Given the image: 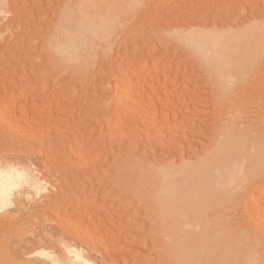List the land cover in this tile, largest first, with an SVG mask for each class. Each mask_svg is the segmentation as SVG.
<instances>
[{"label":"rangeland","instance_id":"obj_1","mask_svg":"<svg viewBox=\"0 0 264 264\" xmlns=\"http://www.w3.org/2000/svg\"><path fill=\"white\" fill-rule=\"evenodd\" d=\"M80 2L0 0V155L14 157L36 181L46 185L43 191L33 186L16 190L10 204L0 207V264H53V260L36 252L46 248L66 255L64 245L77 246L98 264H165L160 245L166 237L159 223L160 213L147 205L157 204V198L149 197L154 190L149 185L155 176L150 166H155L154 159L165 152L168 156L174 146L187 151L209 147L222 130L220 124L233 119L236 106L241 108L237 121L251 125L254 134L264 132V42H258L256 57L260 64L248 63L247 76L222 80L221 74L215 75L218 71L206 64L205 55L174 30H200L195 22L181 25L188 19L213 17L216 13L264 16V0ZM77 4L91 16L96 14L101 19L98 27L103 30L99 48L92 51L93 57L85 58L86 70L62 60L52 44H56L55 35L62 29L60 20L70 13L66 8L77 11ZM100 17L107 19L105 24ZM48 35L54 36L53 40ZM53 53H57L55 57ZM73 67L78 76L76 70L72 72ZM253 71L258 75L250 82L249 72ZM53 81L57 86L51 90ZM128 108L135 112L141 108L135 114L143 115L130 116L132 110ZM255 108L261 109V114L258 110L255 114ZM220 111L227 113L222 116ZM143 168L147 170L144 174ZM139 171L144 177L138 181ZM246 194L248 198L242 194L238 202L232 201L237 206L229 203V220L237 224L251 218L262 222L256 211L259 219L252 215L255 203ZM245 200L252 203L243 205ZM153 237L159 240L155 242Z\"/></svg>","mask_w":264,"mask_h":264},{"label":"bare ground","instance_id":"obj_2","mask_svg":"<svg viewBox=\"0 0 264 264\" xmlns=\"http://www.w3.org/2000/svg\"><path fill=\"white\" fill-rule=\"evenodd\" d=\"M73 1L74 0H72V2ZM83 1L80 2L79 0L80 3L78 4H81ZM78 4L76 5L75 8L80 10L78 11L76 9L79 13L71 9L67 11L66 8V12L67 13L70 12V13L67 16H65V18L63 17L62 21L60 20V22H62V26H61L62 29L60 32L59 30L56 31L57 33L59 32V35H55L57 41L56 44L54 43L55 41L52 44L55 46L54 52H57L61 56L62 60L67 59L69 61H72V66L74 64L77 68L81 66H83L84 68V65L87 68V62L85 58L86 57L88 58L89 56L93 57L90 54H93L92 51L95 48L97 47L99 48L100 46L99 39L100 36L102 35V33L100 34V31L103 30H100L102 27H98V24L101 23H97V21H100L101 19H99V17L96 16V14L92 13L91 16L89 12L86 13V11L79 9ZM68 8H71V6H69ZM80 8L83 9V6ZM95 17H98L99 20L98 19L96 20ZM100 18H102V20L104 19L103 17ZM105 21H107V19ZM105 21L103 20V24H105L104 23ZM194 22L199 25V27L201 28L200 30L187 31L185 29L180 30V27H176L174 32L175 34H178L181 38L187 40L190 44V47H192L191 46L192 44L199 51H201L202 55L203 54L205 55L203 57L207 58L206 64L209 63L208 66H210L211 69L215 70L214 72H216L217 70L218 74L216 72L215 75L220 76L221 74V77L223 78L222 80L228 78H230L232 81L239 80L243 76H247L245 75L246 74L245 68L248 65V63L251 66H256L257 64H260V59L256 57V55H257V49L259 47L258 42L259 41L264 42L263 40L264 16L262 15L260 16L258 14L243 16L237 13H227L223 15H217L216 13V15L213 17L203 16V17H199L196 20L192 18L188 19L181 26H184L186 24H192ZM232 23H239L240 26L238 28L221 27V25L232 24ZM52 30L53 29H51L50 31ZM174 32L171 31V33ZM48 36H50L51 39L54 37L53 35H52L53 37H51V35ZM57 53H53V57H55L54 54ZM60 62L61 61L58 60L59 64ZM262 63L263 62L261 61V66ZM73 68L74 69H72L73 70L72 72L76 70L75 73L76 75L78 71L77 69H75V67ZM230 68L231 71H229ZM247 72H248V68H247ZM249 74L251 76L249 77L248 81L256 78L258 75L257 72L255 71L249 72ZM76 76H78V74ZM231 80L229 82H231ZM55 82L56 81H53L52 84L50 85L51 90H54L55 87L57 86V83ZM44 83L41 85L45 86L46 83L45 84ZM128 97L129 96H127L126 99H128ZM126 99L125 102H127ZM129 99H131V97ZM242 101L240 100V102ZM250 102L252 103L254 101H250ZM135 103L137 102L135 101ZM138 103L140 102L138 101ZM243 103L245 102H242V104ZM234 104H232V106H234ZM136 106L139 107V105ZM236 107L239 110L237 109H234L233 111L231 110L232 111L231 115L233 116L232 120L230 119V121L228 122L226 121L222 122L220 120L222 123L220 124L221 126L220 125L219 126L222 127V130L219 129L220 133L216 134L214 139H212L210 145H208L209 147L207 148L204 147L203 150L200 151H198L197 149H193L191 147L187 151V150H180L181 148L178 150L176 146H174L175 148H170L171 154H169L168 156H164L166 155L165 152L163 157L161 156L154 159L155 166L152 167V165L149 164L151 166V170L155 171L154 173L152 172L155 176L150 174L151 176H153V178L151 180L149 176V180H151V182L149 183L145 181L148 179L149 174L147 175V179H145L144 181L149 183V185H152L153 188H151L149 185H146L148 187L145 188L150 187L151 190L154 189L153 192L149 191L151 193L149 197L150 199L157 198V204L155 203L147 204L148 202H150V200L149 201L146 200L147 201L146 204L149 205L152 209L153 208L156 209L160 213L161 222L159 223L162 224L161 228H163L164 236L166 237L165 241L163 242L160 241L162 242L160 245V250L162 252V256L165 264L166 263L169 264H264V132L261 133L257 132L258 134L256 133L257 134L256 135L254 134L253 132L254 130L251 125L248 124L243 125L244 123L241 124L239 122L240 120L237 121L236 118L241 116L240 115L241 108H239V106ZM241 107H244V105H242ZM120 108L117 109L121 111ZM139 109L141 110V108L135 110L138 111ZM224 109L222 110L223 112H225V110L229 108L227 107V109L225 110ZM252 109L253 108L251 107L250 110ZM255 109H256L255 110V114H256V111L258 109L257 108ZM260 110L261 109H259L257 112L260 113ZM222 111L220 112L221 114H223L222 116H224V114H226L228 110L226 111V113H222ZM136 112L132 110L128 115L130 116L134 115V117L137 116L138 114L143 115V112L142 114L138 112L137 115L135 114ZM126 113L127 112L125 111L123 114ZM227 116H230V114L228 113ZM251 117H253V115ZM3 125L6 127L7 124L6 125L3 124ZM27 126L28 124L26 125V127ZM7 127L5 129H7ZM172 145L170 147H172ZM123 155L125 156V154ZM75 158L77 157L75 156ZM151 159H153V157ZM138 161H144V160L138 159ZM148 162L150 163V161ZM128 164L130 165V163ZM151 164H153V162ZM141 165H143V163ZM123 170H125V168ZM143 170H144L143 174L147 172V170L145 172L144 168ZM151 170H149L148 168L149 171L148 173H151ZM141 171H139L138 174ZM123 176L125 177V175ZM137 176H136L137 180L138 179L142 180V178L144 177V176L141 177L142 172L141 175L139 176L140 178H138ZM33 177L34 176L31 174V171L28 168L20 165L19 161L15 160L14 157L8 158L4 155H0V207L10 204L11 201L10 199L12 195H14L16 190L21 191L23 190V188L25 189L32 188V186L35 187L38 191L45 190L46 185L45 186L43 185L45 183H43V181L38 182ZM128 177L129 176H127L126 178ZM133 178L131 179L133 180ZM137 180L135 179L133 181L137 182ZM139 184H137L136 186H138ZM141 184H144V182ZM125 189H127V187ZM38 191L37 193H39ZM146 191L148 190L143 191V193H145ZM133 192L134 195H136L135 193H137V191L135 192L134 190ZM254 192L257 194H254ZM246 193H249V195L251 196V198L249 199L253 201V204L255 203L254 207H256L254 210L253 204H252L253 208L247 205L248 209L252 208L250 211L251 212L254 211L252 212L253 213L252 215H255L254 216L255 218L258 217L259 214V216L263 219L262 220L260 218L262 222H259L258 220L255 221V219H252L250 217L251 213L248 215V219L251 218V220L247 219L248 221L246 222L241 221L242 223L237 224L236 221L232 223L229 220L228 218L229 215L227 214L228 211H230L229 209L232 207V206L230 207V205L233 204L232 201L234 199H237L236 202H238V198L239 197L242 198V194L246 196L247 195ZM134 195L131 196L134 197ZM128 200L129 199H127L126 201ZM129 201H131V199ZM139 203L141 204V202ZM246 203L247 201L243 205H246ZM251 203L252 202H250L249 204ZM233 206H237V204L236 205L233 204ZM243 207L246 208V206ZM233 210L235 209H232V211ZM255 211L258 214L257 213L255 214ZM151 218L154 219L153 216ZM155 224L156 223H154V225ZM74 225L76 224L74 223ZM69 226L71 227L72 225ZM156 227L157 226L155 225L154 228L157 229ZM76 231L79 232V230ZM83 232L85 233V231ZM159 237L161 238V236ZM51 238H53V236H51ZM154 240L156 242V240L159 239H154ZM153 241L152 243H154ZM96 243L98 242L96 241ZM64 248L67 253L66 255H62L60 252L56 250L52 251L46 248L39 249L37 252L36 251L35 252L36 254L43 255L53 260V264H98V262L95 259H91L90 257L86 256L84 252L75 245H64ZM108 248L109 247H107L106 249ZM106 249L105 252H107ZM65 257L66 259H68L66 262L63 260ZM115 258H117V256ZM159 260H161V258Z\"/></svg>","mask_w":264,"mask_h":264}]
</instances>
